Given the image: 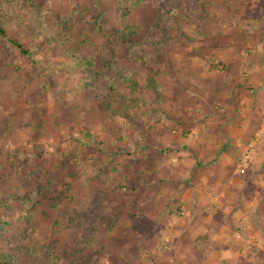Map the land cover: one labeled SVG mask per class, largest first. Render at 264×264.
Segmentation results:
<instances>
[{
    "label": "rangeland",
    "instance_id": "374dc122",
    "mask_svg": "<svg viewBox=\"0 0 264 264\" xmlns=\"http://www.w3.org/2000/svg\"><path fill=\"white\" fill-rule=\"evenodd\" d=\"M203 2L190 19H178L185 35L170 29L179 40L165 41L166 47L155 56L166 64V68L156 67L158 76L127 63L141 85L149 78L160 87L158 93L146 95L144 104L120 109L124 115L116 109L110 114L97 112L99 94L81 91L71 72V54L83 50L82 34L92 33L85 40H99L95 47L109 57L101 35L108 37L113 26L133 27L136 35L125 37L131 44L147 37L161 40L164 35L152 32L154 12L127 7L128 14L120 18L110 0H52L43 7L35 1L24 6V23L16 18L3 22L4 32L30 53L23 54L0 36V116L12 129L0 144V261L7 257L9 264H28L32 254L46 264L49 250L68 241L63 229L69 217H83L91 200L102 197L103 235L77 264H264V227H237L249 219L246 211L254 201L248 195H230L237 213L219 211L214 221L205 217L215 209L212 198L206 197L209 201L201 211L191 206L189 213L186 203L201 182L185 181L189 171L180 150L187 152L190 142H196L214 118L224 126V140L233 138L239 150L231 170H220L222 180L233 173L245 179L251 162L264 164V0ZM32 13L43 18L72 17L75 25L66 31L69 50L61 45L57 56L43 55L29 32L40 24L29 22ZM126 43L114 42V52L121 55L128 49ZM230 88L232 92L227 91ZM69 172L75 177L70 178ZM234 176L233 186L241 187ZM263 181L260 178L257 184ZM66 184L69 191L57 203L74 196L70 210L52 209L50 198ZM259 195L263 206L259 210L264 213L260 190ZM44 213L61 228L55 237L54 228L50 229L53 238L47 242L32 235L41 228L38 217ZM201 220H210L209 232L217 231L216 223L225 220L222 228L229 229L228 239L235 242L229 253L242 248L239 259L229 255L231 260H219L217 245L189 242ZM22 248L30 254L24 255ZM185 254L196 258L189 260Z\"/></svg>",
    "mask_w": 264,
    "mask_h": 264
},
{
    "label": "trees",
    "instance_id": "16d2710c",
    "mask_svg": "<svg viewBox=\"0 0 264 264\" xmlns=\"http://www.w3.org/2000/svg\"><path fill=\"white\" fill-rule=\"evenodd\" d=\"M35 1H40L39 7H43L49 1L52 0H5L0 2V36L7 38L10 43H12L17 49H19L23 54H29L28 50L23 49V45L8 35L3 30V22L10 21L13 18L18 19L24 23L25 10L24 6H32ZM116 8V11L120 13V18L125 17L128 12L125 11L127 7L135 10L147 7L151 12L155 13V24L152 28V32H158L159 35H164L159 41H155L152 37H147L142 43L138 45L131 44L130 39L125 38L127 35L129 37H134L136 32L133 27H114L112 28V33L108 37L101 35L104 42L101 44L105 45L104 50L109 54V57L102 55L101 50L96 48L95 45H99V40L95 42L85 40L88 35L93 36L92 33L82 34L84 39L81 41L83 50L77 52L76 54L72 52V66L71 72H74L76 76H73L80 86L81 91L91 92L95 91L99 94V101L96 103L99 114H110L114 109H116L119 114L122 108H133L137 102L144 104L146 101V95L151 92L158 93V88L160 87L155 81L148 78L145 80L143 85L139 83L138 76L134 70H130L127 67V63H132L134 65L145 67L152 77H156L160 74L158 72L159 68L157 66L166 68V64L162 60H158L157 56L162 48L166 47L165 41L179 40L178 35L170 34V29L175 28L179 35H185L186 32L180 28L178 24V19H190L194 13L201 9L203 5V0H110ZM29 22L35 21L39 22V27L36 30H30L32 32L33 43L36 45L38 50L43 51V55H50L52 57L57 56L60 52L59 46H66L69 50V42L71 41L66 31H69L74 27V19L72 17H60V16H43L39 13L30 14L28 16ZM21 28L24 26L19 24ZM100 35V32H96ZM168 34V37L166 36ZM98 35V36H99ZM96 36V35H95ZM114 38V41L111 39ZM125 39V40H124ZM118 41L120 44L127 41V48L121 55L114 52V42ZM88 54H86V53ZM118 83V84H117ZM119 86V87H118ZM48 87V86H47ZM79 89V90H80ZM233 89H228V92H232ZM126 100V102H124ZM121 109V111H120ZM4 120L0 116V144L9 136L12 131L11 128H6L4 125ZM87 135V134H86ZM228 142V141H227ZM225 151L221 148L218 152ZM104 164V162H103ZM201 164L198 163L194 171L201 170ZM101 169V168H100ZM244 173V171H243ZM68 176L75 177L71 172ZM70 186L64 185L61 192L57 193L55 196L50 198V207L52 209L59 208L63 212H68L70 210V204L73 197H69V202L59 205L58 200H60L61 195L69 191ZM14 196L11 199L14 200ZM104 201L102 197L95 198L91 200L86 208V212L81 218L69 219L67 220L66 227L63 229L64 233H67V240L65 245L59 248H52L49 250L45 256L46 264H77L76 260L84 257L86 252L89 250L91 244L97 241L98 237L103 235L102 231V220L104 218ZM5 205V204H4ZM72 211H74V206H72ZM42 214L38 217L40 221L41 228L35 229L34 234L37 235L36 240L47 242L53 238V233L55 237V231L61 229L58 222L54 219L48 218ZM144 224L141 225V228ZM53 233L49 234L50 229H53ZM61 230V231H63ZM71 232V233H70ZM15 244V243H12ZM26 254H30L29 250L22 248ZM14 249H11L10 254H13ZM19 255L22 254L21 249H17ZM79 256V257H78ZM31 257V258H30ZM78 257V258H77ZM30 260L28 264H42L38 260V257H33L32 254L29 256ZM28 258V259H29ZM37 258V259H36ZM4 261H0V264H9L8 258H4ZM92 264H96L93 262Z\"/></svg>",
    "mask_w": 264,
    "mask_h": 264
},
{
    "label": "crops",
    "instance_id": "0c3cea01",
    "mask_svg": "<svg viewBox=\"0 0 264 264\" xmlns=\"http://www.w3.org/2000/svg\"><path fill=\"white\" fill-rule=\"evenodd\" d=\"M256 111L257 110H254V113ZM178 119L179 121L177 122H182L184 117ZM210 123L213 125L209 126L208 123L207 124L208 126L206 125L208 129L202 131L201 135L198 137L199 139L196 140V142H193L194 144L190 142L191 148L189 147L187 152L185 151L184 153V151L180 150L181 154L183 155V159H182L183 164L188 167V171H189L187 177L185 178V181L190 182L191 178H193L192 181L195 180L201 182V185L198 189L196 188L193 189L194 195L190 197L191 200L186 202L187 206H189L188 208L189 213L191 206L193 210L194 208H199V211H201V208L207 204V201H209L206 198L208 197L209 199L212 198L210 200L214 201L212 205L215 206V209L209 212L210 213L209 216H205V217H211L213 218L212 221H214L219 211H221L222 214L225 213L226 215H229L231 213L236 214L237 212L234 211V209L236 208L230 204V201L233 198V197L230 198V195L236 197L235 194L239 192L240 194L242 193L243 195H248L250 198V202L254 201L253 202L254 204L252 203L251 208L246 211L249 212V214L247 213L246 215V217L249 216L248 217L249 219L239 222L240 227L238 225L237 227L238 228L243 227L245 229H262L264 227V217H263L264 213L259 210L263 206L260 205L258 199L260 198L259 190L264 195V181L261 182L262 185L257 183L260 178L264 179V164L261 165L253 164V162H251L246 170L245 179L233 173L231 177L235 175L234 177L238 180L237 182L241 185V187L233 186L234 180H231V177L229 176L226 177L224 180H222V172L220 170H223V168L225 169L229 168L228 170H231L230 168L234 166V158L238 156L239 150L237 149L236 140H234L233 138L230 142L224 140L225 137L223 136L224 133L222 132L224 126L221 128L220 125H217V118L211 120ZM241 139L242 136L240 140ZM221 148H224L225 151L217 153V151L220 150ZM191 150L195 152L196 157L195 156L193 157L191 155L190 153ZM198 163L202 165V167H200L201 170L197 172L198 174H191L190 173L191 170H193ZM191 185H193V183H191ZM221 197H224L226 199L225 201L223 200L222 203H221ZM252 214H255L256 217L255 220L254 219L250 220L251 218L250 215ZM159 217L160 214L157 215V218ZM190 218L191 219L194 218V214H192ZM210 220L208 222L201 220L202 226L201 225L198 226L196 228L197 232L194 231L193 235L190 234V237L193 238V240L192 241L188 240V241L190 243L194 242L193 244L195 243L198 244L200 242L207 246L211 244L217 245V256L219 260H223V261H227L225 259L231 260L228 258L229 255L231 256L234 255L235 257L232 256L233 258L239 259L240 257L239 253L242 250V248L238 249L237 253L235 251H233L234 254L229 253L231 252L230 245L235 244V242L233 240L229 241L228 239L229 235L227 234L229 232V229H226L224 227L222 228V225H224L225 220L216 223L217 226H220L217 228V231L213 229L212 232H209L211 231V229H209L211 227L209 226ZM246 238L247 237H245L244 239ZM184 242L185 241L180 243L182 247L186 246ZM188 252L190 253V251ZM185 258L192 260L196 257H194L193 254L191 255L185 254Z\"/></svg>",
    "mask_w": 264,
    "mask_h": 264
},
{
    "label": "built area",
    "instance_id": "2783aa9c",
    "mask_svg": "<svg viewBox=\"0 0 264 264\" xmlns=\"http://www.w3.org/2000/svg\"><path fill=\"white\" fill-rule=\"evenodd\" d=\"M244 170H241L240 172L243 173Z\"/></svg>",
    "mask_w": 264,
    "mask_h": 264
}]
</instances>
